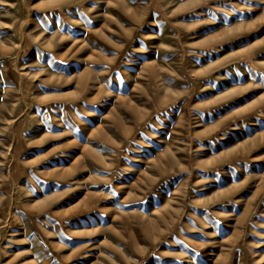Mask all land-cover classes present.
Returning <instances> with one entry per match:
<instances>
[{
    "label": "rangeland",
    "instance_id": "rangeland-1",
    "mask_svg": "<svg viewBox=\"0 0 264 264\" xmlns=\"http://www.w3.org/2000/svg\"><path fill=\"white\" fill-rule=\"evenodd\" d=\"M0 264H264V0H0Z\"/></svg>",
    "mask_w": 264,
    "mask_h": 264
}]
</instances>
